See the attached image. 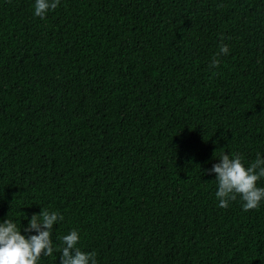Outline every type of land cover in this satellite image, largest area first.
Here are the masks:
<instances>
[{"label":"trees","instance_id":"trees-1","mask_svg":"<svg viewBox=\"0 0 264 264\" xmlns=\"http://www.w3.org/2000/svg\"><path fill=\"white\" fill-rule=\"evenodd\" d=\"M34 6L0 0V223L63 216L36 264L73 230L96 264H264V198L207 171L264 158V0Z\"/></svg>","mask_w":264,"mask_h":264},{"label":"clouds","instance_id":"clouds-1","mask_svg":"<svg viewBox=\"0 0 264 264\" xmlns=\"http://www.w3.org/2000/svg\"><path fill=\"white\" fill-rule=\"evenodd\" d=\"M58 5L59 0H35L34 14L43 18L48 11L56 9ZM228 53V46L221 44L217 56ZM218 64L219 60L214 58L210 66ZM207 171L216 174L218 190L215 195L219 200V207L227 208L229 202L236 200L237 196L243 201L244 211L259 207L264 198V187H257V181L264 178V158L258 155L256 160L245 168L239 155L230 159L229 155L221 153L219 163ZM58 220H63V216L42 208L39 214H33L24 229L29 233L35 230L38 234L27 238L12 221L6 219L0 223V264H36L42 254L45 257L51 256L53 254L51 234ZM61 239L60 264H96L94 253H85L76 247L79 241L76 230Z\"/></svg>","mask_w":264,"mask_h":264}]
</instances>
